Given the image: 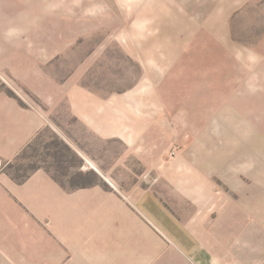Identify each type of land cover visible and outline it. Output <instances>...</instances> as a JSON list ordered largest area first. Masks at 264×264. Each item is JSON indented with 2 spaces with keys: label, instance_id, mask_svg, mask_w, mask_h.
Returning a JSON list of instances; mask_svg holds the SVG:
<instances>
[{
  "label": "rangeland",
  "instance_id": "1",
  "mask_svg": "<svg viewBox=\"0 0 264 264\" xmlns=\"http://www.w3.org/2000/svg\"><path fill=\"white\" fill-rule=\"evenodd\" d=\"M0 26L34 32L43 47L56 42L42 67L59 86L84 76L92 92L124 99L154 76L145 104L123 100V110L156 117L132 120L146 130L122 143L113 172L129 178L126 188H150L170 216V239H189L162 242L157 254L169 262L150 264H264V0H0ZM82 163L47 131L4 170L22 179L44 167L75 185L94 174ZM209 234L217 242H205ZM0 253V264H21L4 261L2 242Z\"/></svg>",
  "mask_w": 264,
  "mask_h": 264
},
{
  "label": "crops",
  "instance_id": "2",
  "mask_svg": "<svg viewBox=\"0 0 264 264\" xmlns=\"http://www.w3.org/2000/svg\"><path fill=\"white\" fill-rule=\"evenodd\" d=\"M246 2L229 0V6ZM1 29L0 159L4 165L0 168V242L12 257L4 261L169 262V255L157 254L163 249L162 242L189 239H170V216L150 188H126L121 184L129 182L125 180L129 178L113 173L122 160V143H136L137 135L146 130L143 122L132 120L156 117L145 108L123 110V100L129 97L134 104H145V95L155 85L150 81L154 76L147 73L124 99L114 95L107 99L102 91L92 92L84 76H75L59 86L52 66L47 70L42 67L58 54L56 42L54 47H43L41 39L35 40L34 32L27 37L23 31L4 30V26ZM27 89L32 95L26 93ZM57 119H64V133L58 132ZM47 131L59 134L83 161L80 171H94L89 177L83 176L88 180L75 185L63 183L49 170L38 167L19 183L4 170ZM238 221L245 224L243 219ZM241 238V242H250L246 233ZM205 242L212 244L217 240L209 234ZM260 245L264 247V242ZM212 259L213 256L209 261L213 262Z\"/></svg>",
  "mask_w": 264,
  "mask_h": 264
},
{
  "label": "trees",
  "instance_id": "3",
  "mask_svg": "<svg viewBox=\"0 0 264 264\" xmlns=\"http://www.w3.org/2000/svg\"><path fill=\"white\" fill-rule=\"evenodd\" d=\"M12 93V92H11ZM34 145V143L31 145V146H33ZM30 146V147H31ZM24 152V151H23ZM30 175V174H29ZM29 175H26L25 177H23L22 179H15L17 182H19V183H21V182H23V181H25L28 177H29Z\"/></svg>",
  "mask_w": 264,
  "mask_h": 264
},
{
  "label": "built area",
  "instance_id": "4",
  "mask_svg": "<svg viewBox=\"0 0 264 264\" xmlns=\"http://www.w3.org/2000/svg\"><path fill=\"white\" fill-rule=\"evenodd\" d=\"M3 161L0 159V168H2L3 167Z\"/></svg>",
  "mask_w": 264,
  "mask_h": 264
}]
</instances>
